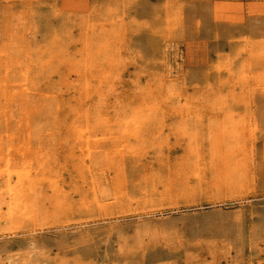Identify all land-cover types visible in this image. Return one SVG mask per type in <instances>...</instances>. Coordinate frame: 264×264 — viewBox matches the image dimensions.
<instances>
[{"label":"rangeland","instance_id":"obj_1","mask_svg":"<svg viewBox=\"0 0 264 264\" xmlns=\"http://www.w3.org/2000/svg\"><path fill=\"white\" fill-rule=\"evenodd\" d=\"M72 1L0 0V264H264V0Z\"/></svg>","mask_w":264,"mask_h":264},{"label":"bare ground","instance_id":"obj_2","mask_svg":"<svg viewBox=\"0 0 264 264\" xmlns=\"http://www.w3.org/2000/svg\"><path fill=\"white\" fill-rule=\"evenodd\" d=\"M62 1V0H61ZM66 1V0H65ZM73 1H75V0H73ZM72 1V2H73ZM80 1V0H79ZM78 1V2H79ZM88 1V0H87ZM161 1V0H160ZM203 1V0H202ZM205 1V0H204ZM223 2H225L224 0H222ZM64 2V1H63ZM63 2H61L62 4H63ZM71 2V3H72ZM81 2V1H80ZM88 2H90L91 3V1H88ZM215 2H217L216 0H215ZM85 3V2H84ZM219 3V2H218ZM217 3V4H218ZM226 3V2H225ZM67 4V3H66ZM74 4H77L76 3V1H75V3ZM191 4V3H190ZM206 4V3H205ZM67 5H69V3L67 4ZM84 5V4H83ZM220 5V7H221V4H219ZM63 6H64V4H63ZM80 6V5H79ZM87 6V5H86ZM193 6V5H192ZM223 6V5H222ZM225 6H226V4H225ZM60 7V6H59ZM72 7V6H71ZM74 7V6H73ZM81 7V6H80ZM83 7V6H82ZM188 7H190L191 8V6H188ZM201 7V6H200ZM216 9L219 7H217L216 5L214 6ZM213 7V9H215ZM219 7V8H220ZM45 8V7H44ZM61 8V7H60ZM59 8V9H60ZM84 8V7H83ZM83 8H81V9H83ZM87 9V8H86ZM194 9V8H193ZM215 9V10H216ZM223 9V8H222ZM42 10H43V7H42ZM45 10V9H44ZM66 10V9H65ZM71 10V9H70ZM79 10V9H78ZM85 10V9H84ZM185 10V9H184ZM191 10V9H190ZM200 10H201V8H200ZM199 10V11H200ZM220 10V9H219ZM225 10V9H224ZM81 11V10H80ZM227 11V10H226ZM84 13V12H83ZM215 13V12H214ZM216 13H217V10H216ZM215 13V14H216ZM214 14V15H215ZM218 14H220V12H218ZM224 14H226L225 12H224ZM195 15V14H194ZM221 15V14H220ZM41 16V15H40ZM125 16V15H124ZM187 15L185 14V16L184 17H186ZM190 16V15H189ZM189 16H187V17H189ZM224 16V15H223ZM219 17V16H218ZM227 17V16H226ZM59 18V17H58ZM57 18V19H58ZM140 18V17H139ZM221 18V17H220ZM225 18V17H224ZM173 19V18H172ZM195 19V18H194ZM214 19V18H213ZM226 19V18H225ZM59 20V19H58ZM207 20V19H206ZM212 20V19H211ZM224 20V19H223ZM55 21V20H54ZM79 21V20H78ZM89 21V20H88ZM185 21H187V20H185ZM204 21H205V19H204ZM207 21H209V20H207ZM189 22V21H188ZM210 22V21H209ZM218 22H220V21H218L217 20V23ZM222 22V21H221ZM58 23V22H57ZM214 23H215V20H214ZM41 24V23H40ZM39 24V25H40ZM204 25H205V23H203ZM202 24V25H203ZM190 25V24H189ZM21 26V25H20ZM206 26V25H205ZM217 26H220V25H217ZM78 27V26H77ZM76 27V28H77ZM204 28V27H203ZM202 28V29H203ZM222 28V27H221ZM221 28H218L219 30L221 29ZM40 29H41V27H40ZM39 29V30H40ZM206 29V28H205ZM205 29H204V32H205ZM215 29V28H214ZM223 29V28H222ZM225 29V28H224ZM187 31V30H186ZM221 31V30H220ZM73 32V31H72ZM194 32V31H193ZM222 32H223V30H222ZM185 33V32H184ZM191 33V32H190ZM218 33V32H217ZM196 34H197V32H196ZM205 34V33H204ZM29 35V34H28ZM37 35V34H36ZM192 35V34H191ZM207 35H209L208 33H207ZM212 35H214L215 36V34H211V36ZM220 35V34H219ZM223 35V34H222ZM210 36V37H211ZM221 36V35H220ZM220 36H215L214 38L216 39V37H219L220 38ZM224 36V35H223ZM223 36H222V38H223ZM133 38V37H132ZM192 38V37H191ZM221 38V39H222ZM212 39V38H211ZM225 39H226V36H225ZM64 40V39H63ZM196 40V39H195ZM208 40V39H207ZM210 40V39H209ZM213 40V39H212ZM219 40V39H218ZM194 41V40H193ZM211 41V40H210ZM221 41H225V40H221ZM250 41V40H249ZM184 42V41H183ZM191 42V41H190ZM216 42V41H215ZM218 42V41H217ZM220 42V41H219ZM192 43V42H191ZM214 43V42H213ZM223 43V42H222ZM225 43H227L226 41H225ZM190 44V43H189ZM200 44H202L201 42H200ZM185 45H187V43L185 44ZM198 45V44H197ZM223 45V44H222ZM226 45V44H225ZM243 45V44H242ZM187 47V46H186ZM193 47H195V46H193ZM33 48V47H32ZM168 48V47H167ZM224 48V47H223ZM34 49V48H33ZM171 49V48H170ZM184 49H186V48H184ZM195 49V48H194ZM235 49V48H234ZM208 50V49H207ZM213 50H215V49H213ZM217 50V49H216ZM222 50H224V49H222ZM222 50H219V51H222ZM126 51V50H125ZM189 51V50H188ZM187 51V52H188ZM219 51H217V52H219ZM229 51V50H228ZM238 51H240V50H238ZM186 52V51H185ZM185 52H184V54H185ZM200 52V51H199ZM210 52V51H209ZM208 52V53H209ZM224 52V51H223ZM231 52H233V49H232V51H230V53ZM243 52V51H242ZM245 52V51H244ZM192 53V52H191ZM225 53V52H224ZM223 53V54H224ZM229 53V52H228ZM238 53V52H237ZM246 53V52H245ZM188 54V53H187ZM186 54V55H187ZM199 54V53H198ZM197 54V55H198ZM235 54V53H234ZM240 54H242V53H240ZM215 55V54H214ZM230 55V54H229ZM157 56V55H156ZM205 56V55H204ZM238 55H236V57H237ZM190 57V56H189ZM192 57V56H191ZM213 57V56H212ZM211 57V58H212ZM229 57V56H228ZM242 57V56H241ZM114 58V57H113ZM181 58V57H180ZM202 58H203V56H202ZM222 58V57H221ZM240 58V57H239ZM187 59V58H186ZM205 59V58H204ZM207 59H209V58H207ZM206 59V60H207ZM233 59H234V57H233ZM51 60V59H50ZM191 60V59H190ZM195 60V59H194ZM198 60V59H197ZM212 60H213V58H212ZM177 61V60H176ZM189 61V60H188ZM196 61V60H195ZM227 61V60H226ZM234 61L236 62L237 60H235L234 59ZM194 62V61H193ZM202 62V61H201ZM115 63V62H114ZM185 63V62H184ZM192 63V62H191ZM195 63V62H194ZM210 63V62H209ZM229 63V62H228ZM186 65V64H185ZM190 65V64H189ZM195 65H197V64H195ZM201 65V64H200ZM204 65H205V62H204ZM232 65V64H231ZM234 65V64H233ZM232 65V66H233ZM235 66V65H234ZM202 67V66H201ZM200 67V68H201ZM30 68V67H29ZM54 68V67H53ZM156 68V67H155ZM205 69H206V67H204ZM224 68V67H223ZM204 69V70H205ZM29 70H31V69H26V71L23 73L25 76H24V79H29ZM235 71V70H234ZM205 72V71H204ZM200 73H202V72H200ZM213 73V72H212ZM216 73V72H215ZM222 74H223V72H221ZM193 74V73H192ZM209 74H211L210 72H209ZM208 74V75H209ZM225 74V73H224ZM181 76V75H180ZM205 76V74L202 76V78ZM26 77V78H25ZM208 77H210V76H208ZM173 78V77H172ZM212 78H213V76H212ZM161 79V78H160ZM214 79V78H213ZM31 80V79H30ZM203 80V79H202ZM205 82V81H204ZM216 82V81H215ZM211 84H212V82H211ZM26 86V85H25ZM213 86V85H212ZM21 87V86H20ZM202 87V86H201ZM257 89V88H256ZM224 91V90H223ZM257 91V90H256ZM4 93H7V92H4ZM183 98V97H182ZM24 101V100H23ZM233 102V101H232ZM14 103H16V102H14ZM239 103H241V102H239ZM243 104V103H242ZM236 105H237V103H236ZM232 106H233V104H232ZM232 106H231V108H232ZM235 106V105H234ZM233 106V107H234ZM239 107H241V108H239V109H243V105L242 106H239ZM237 107H235V109H236ZM247 108V107H246ZM238 109V108H237ZM237 111V110H236ZM240 111V110H239ZM246 111H248V110H246ZM25 112V111H24ZM44 128V124L39 120V118L37 119V115L36 114H34V113H30V114H26V113H17V112H11V111H6L3 107H1L0 106V144H4L7 140H9V139H11V137L13 136V138H16V139H19V140H21L20 142H23V141H30V140H32L33 138H34V135H35V133L36 132H38V131H41L42 129ZM7 143V142H6ZM11 144V143H10ZM8 145V144H7ZM17 151H18V149H17ZM16 151V152H17ZM37 154V153H36ZM19 157V156H18ZM38 165V164H37ZM39 166V165H38ZM22 177V176H21ZM219 181V180H218ZM23 182V181H22ZM38 185V184H37ZM40 185V184H39ZM34 189V188H33ZM32 191V190H31ZM199 194V193H198ZM13 199V198H12ZM212 204V203H211ZM155 209V208H154ZM143 210H145V209H143ZM148 210V209H147ZM139 211V210H138ZM146 211V210H145ZM121 215V214H120ZM228 215V214H227ZM38 216V211L33 207V205H32V203H29V202H26L25 200L23 201L22 199H13V200H7V201H0V228H4V229H12V228H15L16 226H21V225H23V224H26V223H28L29 221H31V220H33V219H35L36 217ZM154 216V215H153ZM229 216V215H228ZM149 219V218H148ZM222 219V218H221ZM142 221V220H141ZM116 222V221H115ZM125 222V221H124ZM137 222V221H136ZM118 223H120V222H118ZM180 224V223H179ZM57 230V229H56ZM38 231V230H37ZM42 231V230H41ZM179 231V230H178ZM256 231H257V229H256ZM177 232V231H176ZM263 232V231H262ZM84 234V233H83ZM177 235H179V234H177ZM3 237V236H2ZM85 237V236H84ZM26 238H27V236H26ZM33 239V238H32ZM144 240H146V238L144 239ZM171 240V239H170ZM177 241V240H176ZM179 241H181V240H179ZM174 242V241H173ZM172 242V243H173ZM161 243V242H160ZM171 243V245H173V244H176V243H173L172 244ZM162 244V243H161ZM164 244V243H163ZM170 244H168V246H169ZM31 246H34V245H31ZM144 247V246H143ZM164 247V246H163ZM178 247V246H177ZM53 248V247H52ZM171 248H172V246H171ZM170 248V249H171ZM174 248V247H173ZM172 248V249H173ZM179 248V247H178ZM137 249V248H136ZM145 249V248H144ZM21 250H22V248H21ZM35 250V249H34ZM61 250V249H60ZM141 250V249H140ZM174 251H175V249H173ZM143 251H145V250H143ZM147 251V250H146ZM35 252V251H34ZM141 252V251H140ZM176 252V251H175ZM174 252V253H175ZM161 253V252H160ZM13 254V253H12ZM20 254V253H19ZM50 254V253H49ZM139 254H141V253H139ZM6 255V254H5ZM31 255V254H30ZM51 255V254H50ZM54 255V254H53ZM60 255V254H59ZM142 255V254H141ZM199 255V254H198ZM52 256V255H51ZM212 256V255H211ZM213 256H215V255H213ZM141 257V256H140ZM182 257V256H181ZM15 258V257H14ZM173 258V257H172ZM175 258V257H174ZM199 258V257H198ZM204 258V257H203ZM213 257H211V259H212ZM261 258V257H260ZM259 258V259H260ZM182 259H183V257H182ZM209 260V259H208ZM215 260V259H214ZM114 261V260H113ZM135 261V260H134ZM189 261V260H188ZM37 262H39V261H37ZM261 262V261H260ZM177 263H178V261H177ZM213 263V262H212ZM117 264V263H116ZM240 264H242V263H240Z\"/></svg>","mask_w":264,"mask_h":264},{"label":"crops","instance_id":"obj_3","mask_svg":"<svg viewBox=\"0 0 264 264\" xmlns=\"http://www.w3.org/2000/svg\"><path fill=\"white\" fill-rule=\"evenodd\" d=\"M240 25H243V24H240Z\"/></svg>","mask_w":264,"mask_h":264}]
</instances>
